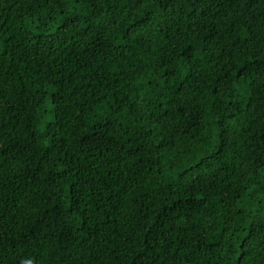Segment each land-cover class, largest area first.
Here are the masks:
<instances>
[{
	"label": "trees",
	"instance_id": "obj_1",
	"mask_svg": "<svg viewBox=\"0 0 264 264\" xmlns=\"http://www.w3.org/2000/svg\"><path fill=\"white\" fill-rule=\"evenodd\" d=\"M0 264H264V0H0Z\"/></svg>",
	"mask_w": 264,
	"mask_h": 264
}]
</instances>
